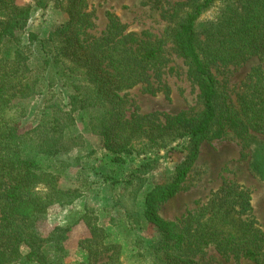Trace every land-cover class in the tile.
Returning <instances> with one entry per match:
<instances>
[{"label":"trees","instance_id":"1","mask_svg":"<svg viewBox=\"0 0 264 264\" xmlns=\"http://www.w3.org/2000/svg\"><path fill=\"white\" fill-rule=\"evenodd\" d=\"M217 1L222 7L214 20L201 26V37L199 19ZM34 7H60L64 20L46 38L33 36L26 43L20 34ZM181 11L183 17L169 23L165 37L197 87L202 111L197 116L127 115L126 90L141 86L143 93H169L163 78L170 60L162 41L149 32L127 31L112 15L104 30L93 34V11L86 0H0V264H46L32 237L38 217L49 206L65 202L66 192L58 183L66 166L41 162L68 150L72 139L64 128L74 113L87 114L90 132L102 137L114 162L133 155L138 145L161 147L184 140L183 161L143 201V222L161 235L152 244L138 242L151 256L147 264H199L198 257L208 248L224 259L264 264V235L253 219L244 217L251 212L249 195L227 182L206 204L175 220L159 215L160 206L181 191L200 144L222 138L227 127L241 134L247 125L229 107L219 109L211 70L239 67L250 58L264 62V0H179L170 20ZM56 82L66 90L58 91L59 98L65 94L63 99L50 103L52 115L44 114L32 130L19 133L18 122L26 112L23 101ZM63 100V105L58 103ZM261 101L264 107V92ZM63 108L67 111L61 112ZM257 112L264 113V108ZM81 220L89 237L80 243L86 252L80 264H125L118 247L106 242V230L87 213ZM22 244L29 247L25 256L19 252Z\"/></svg>","mask_w":264,"mask_h":264},{"label":"rangeland","instance_id":"2","mask_svg":"<svg viewBox=\"0 0 264 264\" xmlns=\"http://www.w3.org/2000/svg\"><path fill=\"white\" fill-rule=\"evenodd\" d=\"M177 1L86 0L89 10L93 11V34L99 35L107 24L108 16L112 15L127 31L149 32L164 43L170 61L163 79L169 93L147 94L142 92L141 86L126 90L122 95L125 94L128 103L127 115L136 112L175 116L186 112L188 116H197L202 111L197 87L188 78L183 60L165 37L169 23L183 17L185 10L178 12L173 20L169 18ZM17 2L30 4L31 0ZM220 3L215 2L212 9L200 17L197 31L201 37L202 27L215 19L218 7L223 4ZM63 20L60 7H34L20 35L26 43L33 36L37 40L46 38ZM30 65L36 67L33 63ZM216 70L213 68L211 73L219 91V109L222 111L229 107L236 118L247 125L241 134L227 127L222 138L200 144L199 156L181 191L160 206L159 215L164 220H175L197 205L206 204L227 182L249 195L251 212L244 217L253 219L264 235V113L259 115L257 112L264 108L261 101L264 62L250 58L242 66ZM59 85V82L53 87L45 85L40 94L23 101L26 112L18 122L19 133L32 130L44 114L52 115L54 109L50 103L65 97L62 94L59 98L58 91L66 90L59 89ZM58 103L63 105L65 100ZM65 111L66 108L61 110ZM252 117L255 120L250 121ZM64 132L72 139L68 150L41 162L64 163L66 166L59 171L58 183V187L66 192L65 202L49 206L38 217L32 237L37 241L40 253L45 255L46 264H80L85 260L86 252L80 248L81 241L89 237V230L81 220L85 213L106 230V242L118 247L119 259L123 263L147 264L151 256L141 249L138 242L152 244L161 235L157 227L143 222V201L146 193L152 187L166 183L175 167L183 161L184 140H174L161 147L138 145L133 155L114 162L111 160L113 155L104 149L102 137L90 132L87 114L71 115ZM19 252L25 256L29 252L28 245L22 244ZM198 261L199 264H255L246 259H224L212 248L198 257Z\"/></svg>","mask_w":264,"mask_h":264}]
</instances>
